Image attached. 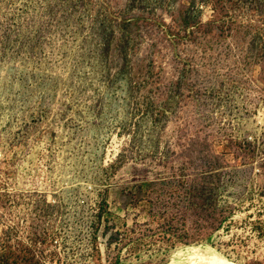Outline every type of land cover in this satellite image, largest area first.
I'll return each mask as SVG.
<instances>
[{
  "label": "rangeland",
  "instance_id": "rangeland-1",
  "mask_svg": "<svg viewBox=\"0 0 264 264\" xmlns=\"http://www.w3.org/2000/svg\"><path fill=\"white\" fill-rule=\"evenodd\" d=\"M188 246L264 264V0H0V259Z\"/></svg>",
  "mask_w": 264,
  "mask_h": 264
},
{
  "label": "bare ground",
  "instance_id": "bare-ground-1",
  "mask_svg": "<svg viewBox=\"0 0 264 264\" xmlns=\"http://www.w3.org/2000/svg\"><path fill=\"white\" fill-rule=\"evenodd\" d=\"M202 246H188L173 254L170 264H234L223 256L206 253Z\"/></svg>",
  "mask_w": 264,
  "mask_h": 264
},
{
  "label": "trees",
  "instance_id": "trees-1",
  "mask_svg": "<svg viewBox=\"0 0 264 264\" xmlns=\"http://www.w3.org/2000/svg\"><path fill=\"white\" fill-rule=\"evenodd\" d=\"M9 259H10V258H9ZM0 264H9V260H3V259L1 260V259H0Z\"/></svg>",
  "mask_w": 264,
  "mask_h": 264
}]
</instances>
